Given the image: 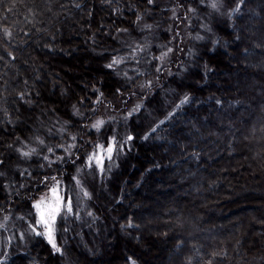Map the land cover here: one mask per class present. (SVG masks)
Masks as SVG:
<instances>
[{
    "label": "trees",
    "instance_id": "trees-1",
    "mask_svg": "<svg viewBox=\"0 0 264 264\" xmlns=\"http://www.w3.org/2000/svg\"><path fill=\"white\" fill-rule=\"evenodd\" d=\"M176 1L155 0V6L149 9L141 0H0V56L4 57L0 59V159L5 161L0 166V172L5 173L0 176V216H24L28 220L31 198L47 192L40 183L44 175L56 176L62 187L67 185L79 214V219L73 215L58 225L57 243L63 255L54 253L43 237H34L22 247L11 248L10 255L0 257V264H59L68 260L69 253L81 264H90L87 257L77 255L71 247L80 239L88 245L94 235L102 234L111 225L110 213L118 224L110 229L113 239L118 228L122 233L129 232L133 242L139 241L144 231L142 211L152 217L150 229L172 232L166 238L168 248L178 250V254L171 264H237L239 253L246 256L252 246H264V240L255 235L259 232L264 237V222L256 232V226L248 223L245 238L240 236L242 226L231 221L218 226L215 222L219 214V218L228 216L230 203L237 200H227L232 192L224 189L226 181L232 189L245 184L234 179L238 163L246 161L252 168L264 165V0H243L240 11L231 18L225 14L224 19L212 17L200 0L196 6V0L188 1L197 9L187 14L188 19L184 18V7L177 8L179 18H173ZM237 2L225 0L227 7H235ZM251 12L258 23L253 35L248 34L247 24ZM137 13L144 15L143 23L152 25L150 30L137 27ZM190 21L198 25L207 22L217 36L211 40V32L207 31L205 39L196 43L194 54L187 46ZM5 28L12 33L10 38L5 37ZM197 30L198 26L194 32ZM213 41L219 43L214 45ZM74 42L79 45L69 49ZM137 45L142 50L137 51ZM167 47L174 51L163 62L154 59ZM233 52L241 65L230 64L233 59L227 55ZM112 57L122 58V62L108 69L106 65ZM161 63L162 70L157 72L156 66ZM52 67L68 68L61 76L67 85L48 86ZM235 68L251 71L253 82L234 84L228 74ZM253 70L257 71L256 76ZM185 80L190 83L183 86ZM147 81L152 82L151 87ZM117 88L122 92H116ZM171 89L174 93L167 95L171 103L162 102L164 92ZM97 90L104 93L100 103H96ZM20 92H25L32 103L20 101ZM185 94L191 102L176 109ZM47 101L52 103L50 111L35 120L32 112L41 107L39 103ZM73 105L81 115H73ZM137 105L143 107L128 117ZM103 111L114 118L117 127L110 131L103 127L101 132L88 129ZM172 111L175 115L160 124ZM189 123L194 129L191 135L184 129ZM61 127L66 131L61 133ZM154 127L156 131L152 132ZM111 131L122 137L131 134L135 139L130 141L126 154V148L122 150L114 172L100 182L103 192L99 197H95V177L81 175L92 196L77 200L71 177L77 168L87 173V154L95 150L97 143L106 147ZM146 133L147 140L143 138ZM73 135L77 137L75 141L71 139ZM37 137L45 144L40 145ZM68 140L75 145L71 157L61 151L62 143ZM30 146L37 149L30 159L22 158L16 151ZM48 147L54 149L55 155L47 153ZM45 154L54 161L56 156H63L64 162L47 166L42 158ZM134 169L138 171L135 180L123 186L122 177ZM219 170L221 179L225 174L223 184L217 179ZM233 170L236 171L231 173ZM21 172L25 174L21 176ZM171 174L172 187L165 193L155 190ZM6 183L10 187L5 188ZM48 184H52L51 179ZM105 190L110 199L105 205L96 204L97 199L105 198ZM155 191L161 194L156 196ZM144 198V210L133 208V203ZM240 198L252 200L253 192ZM221 203L225 208L218 209L216 205ZM124 245L131 247L129 241H124ZM111 251H105V258L113 264L148 263L134 251H123L118 246L117 255L114 249ZM245 258L244 264L255 263V256ZM255 264H264V260Z\"/></svg>",
    "mask_w": 264,
    "mask_h": 264
},
{
    "label": "rangeland",
    "instance_id": "rangeland-1",
    "mask_svg": "<svg viewBox=\"0 0 264 264\" xmlns=\"http://www.w3.org/2000/svg\"><path fill=\"white\" fill-rule=\"evenodd\" d=\"M189 0H177L176 3H184V8L185 10L190 6L188 3ZM198 3V1H194V6H196V4ZM261 5H264L261 4ZM259 5L258 8L261 6ZM193 7V5L191 6ZM227 6L225 9V13H226V18H227ZM208 11L210 13V15L216 19H224L225 15L221 16L220 14L216 13V14H212L211 13V9L208 8ZM190 14V13H188ZM229 18V16H228ZM55 24V23H54ZM52 23V26L54 25ZM191 27H190V31L187 34V46L190 48V53L194 54L195 51V46L197 42H202L205 39V36L207 34V30L202 29L201 25L202 24H197L194 21H190ZM204 24H207V22H205ZM247 24L249 26L248 29V34L249 35H253L254 30L257 29L258 27V23L256 21V19L253 17L252 12L250 13V17L247 21ZM208 25V24H207ZM198 26L199 30H197V32H194V29ZM210 28V27H209ZM211 29V28H210ZM71 32V31H70ZM211 40H215L217 39V36L215 35V33H213V30L211 29ZM197 34H200L202 36H204V39L202 40H197L196 36ZM79 42H74L72 44H70L68 46L69 49H73L74 47L78 46ZM257 48V46H255V49ZM229 55V57H228ZM227 55L228 59H233V62H230V64H232L233 66H237L241 65L242 63H239L240 61L235 60V52L230 53ZM237 57V56H236ZM237 61V62H236ZM53 68V67H52ZM54 70H49L48 73V79H49V83L48 86L50 85V83H52L53 85H62V83H65V85H67V82H62L61 81V76L64 77L65 76V72L68 68H53ZM73 68H69V70L71 71ZM75 69V68H74ZM35 71V70H34ZM251 71L248 72H244L242 71L240 68H235V70H233L232 72H230L228 74L229 78H231L232 82H234V84H236L239 81L242 82H253L252 80V75H251ZM253 74L256 76L257 71L253 70ZM83 77L79 78L77 82L80 81V79L82 80ZM228 78V80H229ZM186 82V83H185ZM190 83L189 80H185L183 82V86H186L185 84ZM188 86V85H187ZM191 86V85H189ZM189 88V87H188ZM166 94V97L163 96L161 97L162 102H169L171 103V101L168 100V93L172 94L174 93V90H167L166 92H164ZM158 100H155V103H157ZM52 103L47 102H41L39 103V105L41 106L39 109H36L34 112V116L33 118L38 119L39 114L45 113L47 110L50 111L52 105ZM153 104V102L151 103ZM250 110H252V108H248ZM105 111H103V113L99 114V116L97 117V119H103L105 121V124L103 125V127L107 128L109 131L110 130H114L117 126L116 124H114V118H112L111 115H108L106 113H104ZM216 117V116H215ZM97 119L93 120L92 122L89 123V125L87 126L88 129H92L91 128V124L94 123ZM217 119V118H216ZM136 126V125H135ZM187 128H186V127ZM184 129L185 132L187 134H192L194 133V129L192 127V125L189 123L188 125H185ZM138 129V128H137ZM115 135L116 136V146L114 148L113 154H112V160H105V168L106 171L103 175V177H101L99 175V173L97 172L95 175V179H96V186L97 189L95 191V197H99V195L103 192L102 188H103V183L100 185V182L103 181L111 172H114L116 165H117V160L118 157L121 155L122 150H124L126 148L125 154L126 152L130 149L131 143L130 141H126V137H122L119 136L115 131H111L110 132V137ZM196 138H200V137H196ZM108 143H110V140H108ZM107 143V144H108ZM71 140H68V142H63L61 146H67V145H71ZM120 144H123L124 147L123 149L120 148ZM31 148H35L34 146H30ZM107 147V146H106ZM211 147H213V144H211ZM27 150V149H24ZM72 150V149H71ZM97 150V149H95ZM117 150V151H116ZM61 151L64 153V155H66L67 153L64 151V147H61ZM98 151V150H97ZM116 152V153H115ZM146 153L149 155L150 152L147 150ZM140 158H141V154H140ZM140 161V159H138ZM132 161V160H131ZM224 164V163H223ZM240 167H244L245 169L242 172H239V168ZM108 169H110V171H108ZM237 170L236 173H234L236 170H233L234 173V179L238 180L239 178V183L241 182H245V184L243 185L241 183V185L238 187H235V189H232V184H230L229 181H226V185L224 187L225 190H230L232 193L230 195V197L227 198V200H233V199H237L236 203H230L229 205V215L226 216L225 218H219L216 216V224L218 226H220L221 224L227 223V222H233L234 225H240L241 227V234L240 236H242L243 238H245V229H246V225L248 223H251V225L256 226L255 228V232L257 229H260V226L263 224L264 222V178H262V176H260V173L258 171H261V175H264V165L262 166V168L259 167H255L252 168L248 165V163L246 161H241L238 163V166L235 168ZM83 170L81 169V175L84 174H89V169L87 168V173H82ZM138 173L137 170L134 169V171L131 173L127 172V175H124L122 177L123 179V186H129V183L132 180H135L134 177L136 176V174ZM222 171L219 170V172L216 171L217 174V179L219 181L220 184H223L222 182L225 181V174L222 176V179L219 177V174H221ZM129 174V175H128ZM93 177V175H90ZM173 175H169L166 178V183L164 185H158L156 186L155 190L161 191L162 193H165L167 188H171L172 186L169 185L173 179ZM138 179V177L136 178ZM158 182V181H157ZM85 184V182H84ZM258 185L257 188H259L258 190H254V187ZM86 186V184H85ZM253 187V189H252ZM248 188V189H247ZM234 190V191H233ZM180 191V190H179ZM253 192V198H251L252 200L249 199H241L240 196H242L243 194H246L247 192ZM78 192V190L76 191V193ZM156 196H159L161 193H157V191H155ZM206 192V191H205ZM47 193V192H46ZM46 193L41 194L37 199H39L41 196L45 195ZM180 193L182 195H185V191L183 189H181ZM142 195L144 193H141ZM104 197L102 200H96V204L99 205H105V202L107 200L110 199L111 195L109 193H107V191H104ZM137 201V200H136ZM145 198L144 199H140L137 202L133 203L132 206L133 208L138 209L137 211L140 210H144V208L147 207V202H145ZM214 202V201H213ZM212 204H215L216 202H214ZM79 203V201H78ZM80 204V203H79ZM224 203H221L219 206L216 205V207L218 209L221 208H225V206H223ZM227 204V203H226ZM111 211L115 210V207L113 208V206L109 207ZM260 208V209H259ZM82 210V207L79 206V211ZM146 210V209H145ZM259 210V211H258ZM224 214V213H223ZM113 214L110 213V227H106L105 229H103L102 234H98V235H94L93 236V240L88 241V245H84L82 243V239H80L79 241H76V243L71 247V249H73L74 253H76L77 255H84L85 257H87L90 260V264H113V262H110L107 260L108 257L105 258V251L109 250V252L114 249L115 253L114 255H117V246L120 250H125V251H129L132 252L134 251L136 255H138L142 258V259H146V263H150V264H171V262H173V260L176 258L177 254H178V250H172L169 249V240H167L166 238L172 233L169 232L167 229V233H163V229H157V230H153L150 229L152 228L151 226V222L150 220L152 219L151 216L148 215L147 212L142 211L141 212V217L144 218L143 222L141 224V227L144 228V231L141 232V238L139 241L134 240V242L132 241V239L130 238V234L129 232H120L118 228L115 229V237L116 238H112V232L110 231V229H113L114 227H116V225H118L117 223H115V218L112 216ZM6 216H0V257H5L11 254V248H16V247H22L27 241L31 240L32 238L36 237L34 234L31 233V231L28 228V220H21L18 217L20 216H16V217H10V215H7V220H5ZM70 218H74V216H69ZM108 218V216H107ZM106 218V220H107ZM62 218H58L57 221V230H58V225L59 223L62 221ZM204 220V219H203ZM242 222V223H241ZM115 223V224H114ZM207 223V221H206ZM253 231V230H251ZM24 232L25 236L24 239H20V233ZM169 234V235H168ZM256 236L261 237V240H264V237L260 235L259 232H256L255 234ZM56 236H57V232H56ZM144 238H147V240H143ZM120 239L123 243H120ZM46 241V240H45ZM124 241H129L131 247L128 248L127 245H124ZM112 246H114L113 248H111ZM88 247V248H87ZM133 247V248H132ZM111 248V249H110ZM112 252V251H111ZM113 255V256H114ZM262 255V257H260ZM247 256H255L256 258H254V260H252L253 262L255 261V263L257 262H262L264 259V246H252L249 250L246 256H244V253H239L238 254V262L237 264H244L243 262L246 261ZM70 257V260H69ZM69 257L67 261H62L59 264H81V262H79V260H77V258L75 257V255L73 254V256L70 255L69 253ZM145 257V258H144ZM147 263V264H148ZM254 263V264H255ZM176 264H179V262H176Z\"/></svg>",
    "mask_w": 264,
    "mask_h": 264
},
{
    "label": "snow or ice",
    "instance_id": "snow-or-ice-1",
    "mask_svg": "<svg viewBox=\"0 0 264 264\" xmlns=\"http://www.w3.org/2000/svg\"><path fill=\"white\" fill-rule=\"evenodd\" d=\"M142 3H145L149 6V9L155 6V0H141ZM243 4V0H238L235 7H228L227 8V15L229 18L234 16L237 12L240 11L241 5ZM200 5L203 8H209L211 9L212 14H220L221 16L225 15V9H226V3L225 0H200ZM76 7H79V4L76 5ZM184 7V3H179L176 6L172 8L173 18L178 19L176 9ZM119 12V9L116 10ZM197 11L196 8H193L189 6L186 9L185 13V19H188V13H195ZM144 21V15L142 13L136 14L135 23L137 27L141 29V31L144 30H150L152 28L151 24L143 23ZM202 29L211 31V29L208 27L207 24L201 25ZM123 31L127 32V29H123ZM4 35L6 38H10L12 33L5 28L4 29ZM179 35V33H177ZM197 40L204 39V36L197 34L196 36ZM182 42V41H181ZM218 41H213V44H218ZM137 51L142 50V46L137 45L136 48ZM182 50V49H181ZM174 51L173 47H167L166 51H162L159 57H154V59H159L161 62L165 60V58L168 56L169 53H172ZM10 56L12 53H8ZM3 56H0V59H3ZM15 59V57H12ZM122 62V58L119 57H112L111 61L106 65L108 69H114L119 63ZM139 61H137L138 63ZM163 63L156 66V71L160 72L162 70ZM131 79V77H129ZM26 83V82H25ZM146 85L148 87L152 86L151 81H147ZM145 85H141V87H144ZM99 91V90H97ZM116 92L120 93L122 92L121 88H117ZM104 93L102 91H99V96L96 98V103H100V97L103 96ZM19 99L25 104H31L32 101L28 98H26L25 92L19 93ZM191 102V98L185 94L183 98L180 100V103L175 105L176 109H179L183 107L185 104H188ZM217 103H220L218 100ZM143 105H137L131 112L128 113V117H131L134 112L140 111ZM6 111V110H5ZM92 111H95L93 108ZM73 115H81L79 112V109L73 105ZM175 115V111L169 112L167 116H165L164 120H161L159 123L163 124L166 120L171 119ZM127 119V117H126ZM67 124L68 121H65ZM105 124V121L103 119H97L94 123L91 124V128L95 129L97 132H101L103 125ZM159 125H157L158 127ZM61 133L66 131L64 127H61L60 129ZM152 132L156 131V128L151 129ZM76 136L73 135L71 139L73 141L76 140ZM145 140L149 138V134H145L143 137ZM135 137L131 134H129L126 137V141H132ZM37 140L40 145H44L45 141L39 137H37ZM110 143L107 144V147H105L104 144L97 143L95 145V149L93 152L87 154L85 158V164L87 168L89 169V174L93 175L95 177L96 173L98 172L101 177H103L106 168H105V160H112V154L114 151V148L116 146V136L113 135L109 138ZM11 147V145H9ZM26 147V145H25ZM64 147V151L67 153L68 157L72 156L71 149L75 147L74 144L67 145V146H61ZM124 145L120 144V148L123 149ZM16 151L20 154L22 158L30 159L33 154L37 153L36 148H28L27 150H24V147L17 148ZM47 153L55 155L54 149L52 147L47 148ZM43 160L47 161V166H51L56 161H60L61 163L64 162L63 156H56V160L50 159V156L45 154L43 155ZM77 159H80L79 156H77ZM74 163V161H73ZM5 164V161L3 159H0V166H3ZM45 165H41V167H44ZM27 170H25L26 172ZM110 171V169H108ZM25 172H21L20 175L23 176ZM5 173L0 172V176H4ZM28 175H31V173H28ZM51 179L52 184L49 186L48 181ZM71 180L73 182V189H77L78 192L76 194V199L83 201L84 199H91V192L87 189V187L84 184V180L81 176V169L77 168V171L74 175H72ZM41 184L44 185V187L47 189V193L43 196H41L39 199H36L35 197L31 198V207L28 212V228L31 231L32 234H34L36 237H43L44 240H46L47 244L51 247L54 253H59L60 255H63V249L62 247L57 243V221L58 218L67 219L69 216L75 215L77 219H79V214L75 212V204L73 196L69 194L70 190L68 189L67 185H64L62 187V182L60 179H58L56 176H48L44 175L43 180L40 181ZM10 187L9 184H5V188ZM23 187V185H21ZM89 215H92L89 213ZM21 220H24V216L18 217ZM5 220H7V216L5 217ZM2 226V225H0ZM131 226V222H130ZM65 231L68 229L65 228ZM25 233H20V239H24ZM130 261H132V258H129ZM132 264H135L134 261H132Z\"/></svg>",
    "mask_w": 264,
    "mask_h": 264
}]
</instances>
